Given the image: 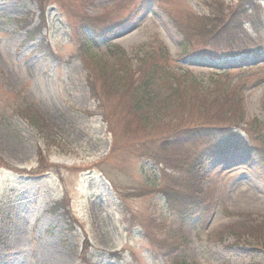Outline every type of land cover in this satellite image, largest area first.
Instances as JSON below:
<instances>
[{
    "label": "rangeland",
    "instance_id": "374dc122",
    "mask_svg": "<svg viewBox=\"0 0 264 264\" xmlns=\"http://www.w3.org/2000/svg\"><path fill=\"white\" fill-rule=\"evenodd\" d=\"M47 1L41 14L37 0H0V264H169L164 251L171 244L178 246L170 254L194 264H264V249L246 235L238 241L235 236L257 224L264 233V168L248 152L215 154L197 168L199 187L208 189L213 203L200 218H175L155 192L154 185H164L160 167L142 150L156 149L160 139H144L138 119L125 116L123 93L109 97L119 106L111 104L115 113L107 124L88 93L78 35L70 37L69 19L77 23L79 14L102 13L101 27L124 24L90 46L89 57L107 59L104 43L112 42L135 68L157 50L148 62L158 78L153 87L164 86L167 93L164 81L174 76L211 87L225 81V73L180 59L174 27L190 12L205 13L207 0ZM232 1L222 0L225 6ZM256 3L260 15L264 0ZM262 20L248 38L264 37ZM35 26H43L38 35ZM91 32L86 26L78 30L86 38ZM41 42L59 60L43 52ZM263 59L249 58L238 63L249 68L230 72L232 81H252L241 89L246 120H264ZM163 63L169 65L157 73ZM97 83L102 89L100 78ZM7 90L35 109L51 130L49 141L7 110ZM109 100L103 102L107 113ZM194 143L165 153L172 161L169 175H181L186 162L207 152L208 144ZM230 226L231 234L221 232Z\"/></svg>",
    "mask_w": 264,
    "mask_h": 264
},
{
    "label": "trees",
    "instance_id": "16d2710c",
    "mask_svg": "<svg viewBox=\"0 0 264 264\" xmlns=\"http://www.w3.org/2000/svg\"><path fill=\"white\" fill-rule=\"evenodd\" d=\"M95 1L105 0H91ZM37 2L43 14L48 1ZM256 2L233 0L231 5L225 6L222 0H207L203 2L207 10L205 13L190 12L184 24L174 23L180 59L210 65L225 73V81H214L211 87H203L193 80L186 82L184 77L174 76L173 79L164 81V85H169L167 93L163 89L164 86H160L159 90V87H153L154 81L158 78L157 75L153 76L156 70L150 68L148 64L149 59L154 60L160 51L156 50L148 56L144 64L135 68L132 67L131 59L122 47L112 42L104 43L107 59L95 60L89 57L87 49L95 45L96 41L99 42L105 33H110L120 22L124 24L123 21L101 27L98 23L102 20V13L90 16L85 12L77 15V23L68 20L70 37L78 35L80 40L79 50L87 70L85 81L89 96L98 101L97 106L101 109L100 113L106 115L107 124L110 125L115 113V108L111 104L119 106L118 102H110L109 97L123 93L122 99L127 97L129 103L124 109L127 113L125 116L130 117L129 119H138L146 129L144 139H160L156 149L145 146L142 150L160 167V180L164 185H154L155 192L163 199L164 207L166 206L179 220L200 218L207 210V206L210 207L213 203V196L208 189L202 190L199 187L202 175L197 168L215 154L226 157L231 152H248L255 158L257 164L264 168V120L258 118L246 120L241 96V89L250 85L252 81L229 79L233 70L243 71L242 69L249 68L247 63L239 64L247 62L249 58L252 60L264 58V37L248 38V30L257 32L255 31L257 19L263 18L264 24V11L259 15V6ZM247 25L250 26L249 29ZM85 26L92 30L88 38L78 34V30ZM42 27H33L35 34L38 35ZM34 35H29L28 40L34 39ZM41 49L49 55L52 53L53 56L50 57L52 60H59L50 45L41 42ZM168 65L161 64L157 73ZM99 78L102 80V89L97 88ZM11 93L7 90V97L3 102L7 110L28 126L35 128L43 139L49 141L48 139L53 137L51 130L37 116L35 109L26 100L21 99L19 93L16 92L12 96ZM8 96L12 97L13 101H10ZM106 100H109L112 107L109 113L104 111L103 102ZM172 108H176L173 113ZM175 111L181 115L177 117ZM156 123L162 126L158 130L155 129ZM124 133L127 135L126 131ZM198 140L208 144L207 152H201L186 162V171L181 175H169L167 169L171 167L172 161L166 158L165 153L182 149L187 145L191 146ZM145 143L146 141L142 142ZM178 160L176 159V162ZM232 228L235 227H226L221 232L231 234ZM245 228H241L239 235H235L236 241L246 235L253 245L264 249L263 228L258 224L248 230ZM244 230L246 233H242ZM177 246L178 244H171L164 251L168 254L167 258H170L169 264H194L188 256L170 254ZM85 254L86 250L82 257L87 259ZM220 263L227 264V261L223 259Z\"/></svg>",
    "mask_w": 264,
    "mask_h": 264
}]
</instances>
